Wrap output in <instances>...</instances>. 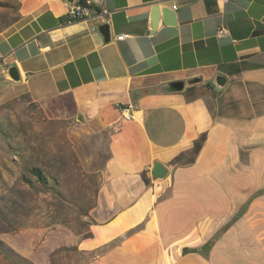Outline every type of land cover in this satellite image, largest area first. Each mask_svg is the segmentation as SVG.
I'll list each match as a JSON object with an SVG mask.
<instances>
[{
    "label": "crops",
    "instance_id": "obj_1",
    "mask_svg": "<svg viewBox=\"0 0 264 264\" xmlns=\"http://www.w3.org/2000/svg\"><path fill=\"white\" fill-rule=\"evenodd\" d=\"M17 1L0 31V106L26 95L109 132L74 241L89 264H264V0H105L108 14L73 21L78 0ZM154 5L174 22L152 28ZM122 107L134 117L110 132Z\"/></svg>",
    "mask_w": 264,
    "mask_h": 264
},
{
    "label": "rangeland",
    "instance_id": "obj_2",
    "mask_svg": "<svg viewBox=\"0 0 264 264\" xmlns=\"http://www.w3.org/2000/svg\"><path fill=\"white\" fill-rule=\"evenodd\" d=\"M15 7L16 0H0V25L16 16ZM108 142L107 130L90 131L83 119L43 110L25 95L1 105L0 205L15 228L0 238L33 264H89L94 254L74 241L90 223ZM31 166L47 185L30 174ZM0 264L11 263L0 258Z\"/></svg>",
    "mask_w": 264,
    "mask_h": 264
},
{
    "label": "trees",
    "instance_id": "obj_3",
    "mask_svg": "<svg viewBox=\"0 0 264 264\" xmlns=\"http://www.w3.org/2000/svg\"><path fill=\"white\" fill-rule=\"evenodd\" d=\"M17 14L15 17H12L8 21H6L3 25H0V31H2L4 28L8 27L12 23H14L18 18H19V13H18V1L16 0V7H15ZM26 96V95H25ZM6 103V102H5ZM3 105V104H2ZM29 172L32 176L35 177V179L40 182L41 184L43 183L44 185H47L48 181L45 175H43L41 169L39 167H34L31 166L29 168ZM24 180L33 185L32 179L30 177H25ZM5 196H1V200L3 201ZM14 203L17 205V208H22L23 204L15 202ZM2 206L0 205V232H7L15 228V221H11L6 217V215L3 213ZM0 258L4 262H8L11 264H33L31 261H29L26 257L22 256L20 253L15 251L10 245H8L4 240L0 238Z\"/></svg>",
    "mask_w": 264,
    "mask_h": 264
},
{
    "label": "water",
    "instance_id": "obj_4",
    "mask_svg": "<svg viewBox=\"0 0 264 264\" xmlns=\"http://www.w3.org/2000/svg\"><path fill=\"white\" fill-rule=\"evenodd\" d=\"M73 1V0H69ZM174 11L167 8H160L158 5H154L151 12V27L155 28L158 21L162 17V23L169 24V22H174ZM7 74L14 80L19 79L16 73L15 66L9 65L7 67ZM227 77L223 74L217 73L212 83L217 89H222L226 84ZM170 90H181L184 87L183 80H176L168 83L167 86ZM77 119L82 121L81 115H78ZM152 175L156 179H163L167 175V169L158 161H155L152 165Z\"/></svg>",
    "mask_w": 264,
    "mask_h": 264
},
{
    "label": "built area",
    "instance_id": "obj_5",
    "mask_svg": "<svg viewBox=\"0 0 264 264\" xmlns=\"http://www.w3.org/2000/svg\"><path fill=\"white\" fill-rule=\"evenodd\" d=\"M91 7L96 8L97 15H105L108 14V11L105 8V0H78L68 5L66 10V16L68 21L84 19L91 15ZM173 8L176 9V5H173ZM219 34L225 33L224 28L220 27L218 29ZM127 34H119L117 35V39H122L126 37ZM134 115L129 111L127 107H122L120 110V115L113 121L110 125V130L117 131L122 123L125 120L133 118Z\"/></svg>",
    "mask_w": 264,
    "mask_h": 264
}]
</instances>
